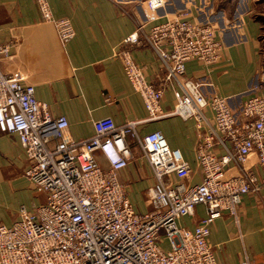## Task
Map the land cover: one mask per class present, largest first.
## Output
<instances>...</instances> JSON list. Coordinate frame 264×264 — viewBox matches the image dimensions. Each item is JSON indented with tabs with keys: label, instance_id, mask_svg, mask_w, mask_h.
Returning a JSON list of instances; mask_svg holds the SVG:
<instances>
[{
	"label": "built area",
	"instance_id": "built-area-1",
	"mask_svg": "<svg viewBox=\"0 0 264 264\" xmlns=\"http://www.w3.org/2000/svg\"><path fill=\"white\" fill-rule=\"evenodd\" d=\"M36 3L62 42L74 36L69 18L54 17L48 0ZM146 3L157 8L164 0ZM145 25L137 23L113 56L142 99L147 120L177 115L194 121L201 181L186 184L190 167L181 151L171 148L160 131L139 136V121L116 124L111 117L100 118L91 136L74 139L66 117L52 116L23 74L0 70V132L17 136L28 162L24 176L46 195L33 210L21 207L10 225L0 222V264H252L247 256L237 263L218 261L207 237L216 217L224 212L235 217L243 196L257 194L264 185L255 169L264 170V96L247 97L236 115L226 97L206 96L201 83L185 75L187 60L221 59L214 24L181 11L151 23L147 31ZM142 41L164 69L159 86L131 55L129 48ZM15 45L0 43V58ZM166 87L174 95L170 112L161 106ZM257 88L264 89V70ZM131 142L155 178L151 206L143 213L133 207L130 185L117 175L133 157ZM232 168L236 174H230ZM197 204L205 206L206 216L193 229L179 226Z\"/></svg>",
	"mask_w": 264,
	"mask_h": 264
},
{
	"label": "crops",
	"instance_id": "crops-1",
	"mask_svg": "<svg viewBox=\"0 0 264 264\" xmlns=\"http://www.w3.org/2000/svg\"><path fill=\"white\" fill-rule=\"evenodd\" d=\"M146 1L48 0L53 16L67 17L73 26L74 36L62 42L54 24L43 19L36 0H0V43H16L8 57L0 58V70L23 74L52 116L66 117L76 140L91 136L93 122L104 117L116 124L139 121V136L160 131L190 167L184 182L197 184L202 173L195 157L194 121L177 115L147 120L142 99L113 52L137 23H146L147 31L151 23L187 11L200 22L214 24L222 42L221 59L211 64L187 60L185 75L200 82L206 96L226 97L238 115L247 97L264 96V89L257 88L264 70V13L259 9L264 0H164L157 8ZM129 49L147 79L159 86L164 69L153 48L142 41ZM173 104V90L166 87L162 109L170 112ZM131 147L133 157L117 175L130 185L133 207L145 212L151 206L149 188L155 178L136 143ZM27 164L17 136L0 132V222L6 225L18 219L21 207L33 210L46 200L24 176ZM255 169L264 177V170ZM237 209L235 217L224 212L211 222L208 243L218 261L237 263L247 256L252 264H264V185L257 194L244 195ZM205 216V206L197 204L178 224L193 229Z\"/></svg>",
	"mask_w": 264,
	"mask_h": 264
},
{
	"label": "rangeland",
	"instance_id": "rangeland-1",
	"mask_svg": "<svg viewBox=\"0 0 264 264\" xmlns=\"http://www.w3.org/2000/svg\"><path fill=\"white\" fill-rule=\"evenodd\" d=\"M259 9H261V11L264 13V4H260V5H259ZM263 16H264V15H263ZM263 20H264V18H263ZM263 45H264V41H263ZM135 209H136V211H138V212H140V213H143V211H142L141 209H139V208H137V207H135ZM161 246H162L163 248H166V247H167L166 242L163 241L162 244H161Z\"/></svg>",
	"mask_w": 264,
	"mask_h": 264
}]
</instances>
